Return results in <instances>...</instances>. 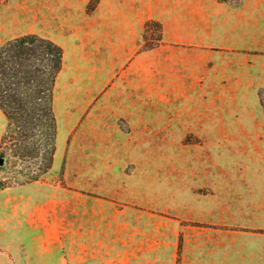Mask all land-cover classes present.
Here are the masks:
<instances>
[{
    "label": "rangeland",
    "instance_id": "1",
    "mask_svg": "<svg viewBox=\"0 0 264 264\" xmlns=\"http://www.w3.org/2000/svg\"><path fill=\"white\" fill-rule=\"evenodd\" d=\"M216 1L235 6L240 0ZM161 8L162 0H0V45L36 34L64 52L53 90L50 167L39 171L41 156L0 154V264H73L88 253H99L101 264H193L197 252L218 246L227 252L229 244L242 250L244 264H264V199L257 202L259 216L229 217L224 227L170 213L201 217L195 218L202 205L181 200L185 181H223L230 198L264 190V52H246L260 102L258 109L248 106L261 113L257 126L237 113L224 132L196 136L187 131L198 128L194 117L152 104L144 116L150 130L142 136L130 135L122 121L125 135L99 128L95 116L111 107L101 104L111 93L110 73L100 71L103 61L110 69L103 52H125L133 42L136 52L157 47ZM152 76V96L162 97V72L152 67ZM6 124L0 110V140ZM199 124L207 128L206 120ZM95 225L101 248L96 242L81 247L84 228Z\"/></svg>",
    "mask_w": 264,
    "mask_h": 264
},
{
    "label": "crops",
    "instance_id": "2",
    "mask_svg": "<svg viewBox=\"0 0 264 264\" xmlns=\"http://www.w3.org/2000/svg\"><path fill=\"white\" fill-rule=\"evenodd\" d=\"M263 9L264 0H240L235 6L216 0H162V8L157 17L161 24V40L157 47L136 52L133 42V48L125 52H103L105 58L110 57V69L104 70L103 61L100 63V71H109L111 93L101 104L107 100L111 107L110 112H101L95 116L99 128L125 135L120 124L122 121L125 127L130 128V135L142 136L150 130V121L146 123L144 116L145 113L150 114L152 104H162V112L174 111L181 118L184 114L194 117L198 128H188L187 131H196L193 133L196 136L224 132V123L230 126V120L239 117L248 120L255 118L253 126H257L261 113L257 115L248 106H256L255 109H258L260 102L256 84L247 75L246 52H264ZM258 61L263 62L262 59ZM152 67L157 73L162 72V97L152 96ZM56 83L57 80L55 86ZM200 105L204 106L201 110ZM242 111H246V114ZM237 113H240L239 117ZM202 120L207 121L206 129L200 128ZM185 183L180 185L185 196L181 200L190 199L188 202L202 205L204 209L195 217L202 218L192 219L186 214L168 210L162 212L224 227L230 224L229 217H257L259 215L255 211L262 209L257 202L264 199V190L257 193L248 188L250 193L244 197L234 195L230 198L226 195L228 187L223 181ZM105 195L112 197L114 194ZM233 222L245 226L238 219ZM97 232V225L93 230L84 228L82 233L88 239L79 237L80 246L90 249L96 242L101 248L102 241L96 240ZM93 235L95 241L91 240ZM229 246L231 254L228 251L221 253L224 246H218V251H208L201 256L197 252V260L193 264H244L240 254L242 250ZM100 256L99 253H88L87 257L79 258L76 263L101 264L98 261Z\"/></svg>",
    "mask_w": 264,
    "mask_h": 264
},
{
    "label": "trees",
    "instance_id": "3",
    "mask_svg": "<svg viewBox=\"0 0 264 264\" xmlns=\"http://www.w3.org/2000/svg\"><path fill=\"white\" fill-rule=\"evenodd\" d=\"M62 59L60 45L36 34L0 45V110L7 121L0 154L10 149L12 157L41 156L39 171L50 167L54 155L53 90Z\"/></svg>",
    "mask_w": 264,
    "mask_h": 264
},
{
    "label": "water",
    "instance_id": "4",
    "mask_svg": "<svg viewBox=\"0 0 264 264\" xmlns=\"http://www.w3.org/2000/svg\"><path fill=\"white\" fill-rule=\"evenodd\" d=\"M2 160L0 159V162H1Z\"/></svg>",
    "mask_w": 264,
    "mask_h": 264
}]
</instances>
